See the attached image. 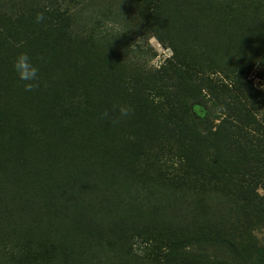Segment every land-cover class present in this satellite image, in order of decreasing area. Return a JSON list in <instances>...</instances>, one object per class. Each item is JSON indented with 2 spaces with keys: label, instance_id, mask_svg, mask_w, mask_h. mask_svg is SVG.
Segmentation results:
<instances>
[{
  "label": "trees",
  "instance_id": "1",
  "mask_svg": "<svg viewBox=\"0 0 264 264\" xmlns=\"http://www.w3.org/2000/svg\"><path fill=\"white\" fill-rule=\"evenodd\" d=\"M100 1L0 0V264H264V0Z\"/></svg>",
  "mask_w": 264,
  "mask_h": 264
},
{
  "label": "rangeland",
  "instance_id": "2",
  "mask_svg": "<svg viewBox=\"0 0 264 264\" xmlns=\"http://www.w3.org/2000/svg\"><path fill=\"white\" fill-rule=\"evenodd\" d=\"M107 0H102L100 2L104 6V8H107L106 4ZM102 8V10L104 9ZM143 47L147 49V52L149 55H152L149 60V65L155 68H158L166 58L170 57L172 55L171 49L163 46L156 38L151 37L148 40L143 41ZM254 82L257 85H260L264 87L260 80L258 78H254ZM127 128V126H126ZM121 130L119 129V125L113 128V131H118ZM24 226V223H20L19 226L17 225L18 229L20 232H23L25 230H21ZM252 234L254 236V243L258 248L263 249L264 248V225H255Z\"/></svg>",
  "mask_w": 264,
  "mask_h": 264
},
{
  "label": "clouds",
  "instance_id": "3",
  "mask_svg": "<svg viewBox=\"0 0 264 264\" xmlns=\"http://www.w3.org/2000/svg\"><path fill=\"white\" fill-rule=\"evenodd\" d=\"M13 70L17 74L19 80L24 82L26 91H31L36 86L38 68L27 53H21L15 58ZM121 112L122 114H127L125 109H121Z\"/></svg>",
  "mask_w": 264,
  "mask_h": 264
}]
</instances>
